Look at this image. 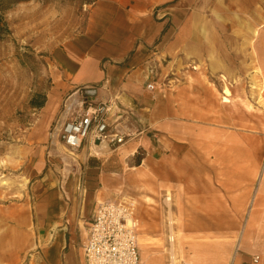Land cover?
Masks as SVG:
<instances>
[{"label":"rangeland","instance_id":"rangeland-1","mask_svg":"<svg viewBox=\"0 0 264 264\" xmlns=\"http://www.w3.org/2000/svg\"><path fill=\"white\" fill-rule=\"evenodd\" d=\"M91 2L28 0L4 14L10 34L0 41V239L8 235L10 212L35 207L41 183L72 213H85L96 202L132 200L144 264H192L199 253L230 264L250 228L264 237V64L247 65L234 85L205 82L212 118L204 125L188 120V67L176 70L153 109L162 120L153 112L154 119H142L157 133L171 113V149L149 156L139 150L122 157L123 164L112 150L128 137L113 146L68 151L58 140L60 107L46 126L44 109L33 103L56 91L52 52L81 31ZM252 84L259 94L253 95ZM191 126L208 130L188 131ZM96 163L101 181L88 171Z\"/></svg>","mask_w":264,"mask_h":264},{"label":"crops","instance_id":"crops-1","mask_svg":"<svg viewBox=\"0 0 264 264\" xmlns=\"http://www.w3.org/2000/svg\"><path fill=\"white\" fill-rule=\"evenodd\" d=\"M52 59L56 91L42 124L47 126L56 117L62 96L94 86L96 100L109 104V120L115 124L111 133L129 138L112 150L123 164V158L139 150L149 156L174 145L171 113L157 133H151V121L142 119L162 120L153 109L166 97L160 89L170 85L166 82L174 79L176 70L188 67L184 72L188 120L204 125L212 118L205 82L234 85L247 65L264 64V0H92L81 31L58 46ZM149 85L154 91L149 92ZM207 130L188 127V131ZM88 171L102 180L97 163ZM47 191L37 184L35 207L9 213L12 223L6 225V238L0 239V264H84L87 230L99 203L85 213L81 209L72 213L64 207V199L61 202ZM205 254L195 255L192 264H218ZM146 264L154 263L150 259ZM233 264H264L261 231H247Z\"/></svg>","mask_w":264,"mask_h":264},{"label":"built area","instance_id":"built-area-1","mask_svg":"<svg viewBox=\"0 0 264 264\" xmlns=\"http://www.w3.org/2000/svg\"><path fill=\"white\" fill-rule=\"evenodd\" d=\"M95 96L96 87L83 86L61 101L63 121L58 140L68 151L123 142L124 137L111 133L109 104L97 101ZM134 209L132 200L97 205L83 247L84 264H144L138 249Z\"/></svg>","mask_w":264,"mask_h":264},{"label":"trees","instance_id":"trees-1","mask_svg":"<svg viewBox=\"0 0 264 264\" xmlns=\"http://www.w3.org/2000/svg\"><path fill=\"white\" fill-rule=\"evenodd\" d=\"M28 0H0V41L3 37L8 36L10 31L4 19V14L13 4L24 2ZM46 100L42 99L39 103H33L34 108H43Z\"/></svg>","mask_w":264,"mask_h":264},{"label":"bare ground","instance_id":"bare-ground-1","mask_svg":"<svg viewBox=\"0 0 264 264\" xmlns=\"http://www.w3.org/2000/svg\"><path fill=\"white\" fill-rule=\"evenodd\" d=\"M251 90L254 92L253 95H254V94H257V93L260 91V90L258 89V87L255 86L254 84L251 85ZM229 93H230V92H229V90H228L227 88H224V90L222 91V94H223L224 96H228ZM258 94H259V93H258ZM49 97H50L49 102L47 103V105H46L44 111H46V110L49 109L50 105L52 104V101L54 100V95H51V94H50ZM223 101H224V102H227L226 97H224ZM42 113H44V112H42ZM24 184H25V182H24Z\"/></svg>","mask_w":264,"mask_h":264}]
</instances>
